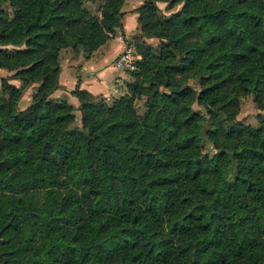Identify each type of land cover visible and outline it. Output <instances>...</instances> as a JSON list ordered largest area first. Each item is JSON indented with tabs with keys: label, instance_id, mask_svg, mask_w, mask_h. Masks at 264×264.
<instances>
[{
	"label": "trees",
	"instance_id": "obj_1",
	"mask_svg": "<svg viewBox=\"0 0 264 264\" xmlns=\"http://www.w3.org/2000/svg\"><path fill=\"white\" fill-rule=\"evenodd\" d=\"M125 1L0 0V264H264V112L237 120L264 111V0H146L127 91L76 86L75 125L61 52L107 43Z\"/></svg>",
	"mask_w": 264,
	"mask_h": 264
},
{
	"label": "crops",
	"instance_id": "obj_2",
	"mask_svg": "<svg viewBox=\"0 0 264 264\" xmlns=\"http://www.w3.org/2000/svg\"><path fill=\"white\" fill-rule=\"evenodd\" d=\"M137 14L123 18V32L129 36L135 31L137 25ZM131 21V25L125 23ZM111 38L107 43L91 54L83 51H76L75 55L61 62L60 88L55 91L57 97H62L67 93L71 97L72 90L76 86L91 91L94 95H115L114 92L121 86V81L126 84L130 78L124 76L129 70L117 67L114 64L115 57L124 47V42ZM131 77V76H130ZM119 83V85H117ZM126 89V88H125ZM78 100V98L76 97ZM74 99V102L75 100ZM79 101V100H78ZM77 103V102H76ZM80 104V103H79Z\"/></svg>",
	"mask_w": 264,
	"mask_h": 264
},
{
	"label": "rangeland",
	"instance_id": "obj_3",
	"mask_svg": "<svg viewBox=\"0 0 264 264\" xmlns=\"http://www.w3.org/2000/svg\"><path fill=\"white\" fill-rule=\"evenodd\" d=\"M145 1L146 0H126L125 1L123 8H122V10L124 11L123 18L125 20H127V18H125V17L129 16L135 12L137 14V16H136L137 25L135 27V31L133 33H130L129 36L123 32V28H119L117 33H115V34L111 33V37L114 38L113 39L114 41H116L115 38L118 39V36H120L122 34L126 41L134 43V41H133L134 35L141 31V26H140V23L138 22V13L136 12V10ZM84 6L89 11L99 14V13H101L102 2H100V1H88V2L84 3ZM158 6L160 7L161 11L166 15H170L171 13H174V12H176L182 8V5L170 7L168 2H162V1L158 2ZM6 8L10 9V6L7 4ZM125 23L127 24V26L131 25V21L129 23L125 21ZM147 40L149 43H151L154 46H156L160 41L158 38H148ZM8 49L13 50V47L8 46ZM75 53H76V50L72 46L63 49V51L61 52V62L63 60L67 61V58H69V57L71 59V56L75 55ZM13 73H14V71H9L7 69L0 68V84L2 83V77H7V78H9L10 82L17 84V85H21V82L19 80L12 78ZM124 76L131 79L130 73H127L126 71L124 73ZM190 81L193 83V85L198 90L201 88V85L199 84V82H197V81L193 82V79H191ZM120 83H121V86L114 92L115 95H105V94H101V95L105 96L108 99L122 95L127 90L125 89L126 84L122 81ZM117 85H119V83ZM37 88H38V84H34V85L27 87V89L24 91V96H23L21 103H20V106L22 108L27 107L32 102L33 94L37 90ZM53 97L58 98V99L66 98L71 104H73L76 107V111H75L76 112V121L74 124L80 126L81 125V112L79 110V103L80 102L76 99V97L75 98L71 97L69 93H67L66 95H64L62 97H57L55 94H53ZM74 99H76L75 102H74ZM255 99L256 98H255L254 94H247V95L242 97L239 113L237 116V120L241 121L245 124H250V125L255 126V127H260L262 125V121L259 117V113L264 112V111H262L258 108ZM139 103L141 105V111H143L144 110L143 100H140ZM194 107L196 109H200L201 111L206 113V109H204V107L200 106L199 104L196 103L194 105ZM205 151L212 153L214 151V149L208 143L205 145Z\"/></svg>",
	"mask_w": 264,
	"mask_h": 264
},
{
	"label": "built area",
	"instance_id": "obj_4",
	"mask_svg": "<svg viewBox=\"0 0 264 264\" xmlns=\"http://www.w3.org/2000/svg\"><path fill=\"white\" fill-rule=\"evenodd\" d=\"M118 40L124 42V47L118 56L115 57L114 64L125 70L134 69L136 67V60L141 57L135 43L126 41L122 34L118 36Z\"/></svg>",
	"mask_w": 264,
	"mask_h": 264
}]
</instances>
